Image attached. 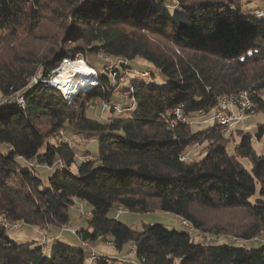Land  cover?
<instances>
[{
	"label": "trees",
	"instance_id": "16d2710c",
	"mask_svg": "<svg viewBox=\"0 0 264 264\" xmlns=\"http://www.w3.org/2000/svg\"><path fill=\"white\" fill-rule=\"evenodd\" d=\"M176 2L0 0V223L50 235L69 225L76 203L92 208L86 228L73 235L78 248L51 254L34 240L14 243L0 224V264H86L80 244L98 242L132 254V264H264V244L253 245L264 241V123L249 134L237 126L225 133L216 121L193 130L198 120L189 121L242 91L264 115L263 15L241 16L242 0ZM103 56L121 61L114 75L99 66ZM135 59L167 84L120 88L130 102L122 106L114 94ZM65 60H83L96 73L95 85L70 102L49 86ZM97 103L111 115L121 107V115L108 122L88 117ZM176 108L186 123L175 119ZM70 132L100 136L97 153L84 151L79 161L60 139ZM195 147L200 157L191 160L187 152ZM50 168L42 181L38 169ZM119 209L173 215L194 231L149 223L136 230L109 216ZM205 212H240L243 219L230 232L221 224L207 229ZM205 233L242 244L206 243ZM118 263L98 257L95 264Z\"/></svg>",
	"mask_w": 264,
	"mask_h": 264
},
{
	"label": "rangeland",
	"instance_id": "374dc122",
	"mask_svg": "<svg viewBox=\"0 0 264 264\" xmlns=\"http://www.w3.org/2000/svg\"><path fill=\"white\" fill-rule=\"evenodd\" d=\"M170 5L175 6L177 4L176 0H166ZM170 8L168 10L170 11ZM258 12H261L264 18V0H242L241 4V16H248V15H255ZM63 38V37H62ZM104 61L100 62V67L102 70H107L109 67H112V70L115 71L116 65L119 64L121 61L119 60H113L106 56L102 57V60ZM83 61V60H82ZM76 61H70L65 60L62 61L59 68L51 72V79L49 81V86H52L54 88H58L59 92L61 94L62 91L59 89L57 85L54 84V80L57 77V75L62 71L63 67L65 65H70L75 63ZM130 67V70L125 72V78L124 81H121L119 83L120 85H117L116 93L114 94L113 101L117 104H123L130 103L128 100L127 94L120 93V88L128 87L132 83L136 81H142L148 85L162 87L167 84V80L160 75L151 65L146 63L143 60L135 59L134 61H131L127 65ZM113 75V74H112ZM111 75V77H113ZM41 77V75H38L35 79L38 80ZM32 81H35L34 79ZM96 82V73L95 78L92 82V87L95 85ZM91 87V88H92ZM89 88V87H85ZM90 88V89H91ZM81 89V88H80ZM80 89H77L78 91ZM76 90V91H77ZM89 90V89H88ZM64 99L68 102L72 100H68V96L66 94L63 95ZM113 103L114 106L117 104ZM98 106L101 108H93L90 113H88V117L95 118L101 122H108L109 119L112 116H119L121 115V107H117V110L114 115L110 114L109 108L107 105L102 103H97ZM118 106V105H117ZM125 110V109H124ZM214 115V111H210L207 114L199 113L195 114L194 116L189 118V121L198 120L196 123H192V129L193 130H204L210 126H212L214 120H209L207 122L200 120L211 118ZM264 123V115L261 113H256L254 115L246 117L245 121L242 125H238L236 128L238 130L244 131L245 133L254 134L256 131L257 124ZM63 135V134H61ZM100 136L93 135V134H84V133H77V132H70L68 135L64 133L63 138L60 139L67 140L71 144V146H74L76 155L78 157V160L80 161L84 151H88L91 155H95L97 153V140ZM236 142L239 141L238 137H235ZM256 149L259 150V145H255ZM199 150L198 147H195L194 149L188 150L189 159H199ZM229 153H232V147L229 146L227 148ZM246 168L250 169L249 164L245 163ZM55 171V168L50 169H38V176L42 181H46L49 176L52 175V173ZM117 210H112L109 214L110 217L117 218L120 222L130 226L133 229L140 230L142 223H149V224H160L164 229L166 230H175L179 232L185 231V228L181 225L180 219L173 215L165 214L162 212H156V213H148V214H132L129 212L122 211L121 214L116 215ZM92 208L87 205L84 202H78L76 203L72 208L69 210V218L70 223L68 226L61 228L60 230H56L57 232H53V234L47 235L48 231L47 228L42 229H28L26 227L21 226L19 229L9 228L7 231V236L16 244L19 243H26L30 242L32 240L36 241L34 246L43 245L46 246V250L48 254H51L56 248L59 247H66L69 249H76L78 248V241L75 240L73 235L76 231L79 229L86 228V222L90 218L87 213H91ZM87 214V215H86ZM202 216L206 219L207 222V229L212 226L213 224H221L224 229H228L227 231L230 232L233 229L239 228L238 226L241 225L243 214L240 212H205L202 213ZM244 223V221H243ZM231 226V227H230ZM47 231V232H46ZM51 232V231H50ZM66 232V233H65ZM208 235H215L210 233H205ZM220 235H223L225 237H234L232 235H225L218 233ZM236 238V237H234ZM264 238V236H263ZM238 239V238H237ZM200 238H196V242L199 241ZM256 243L253 244L255 248L261 247V245L264 244V241H260L259 238H255L254 240ZM260 241V242H258ZM240 244V243H239ZM242 244V243H241ZM238 245V244H235ZM248 245V244H246ZM80 246L84 248L86 255L87 254H94L98 257H104V258H114L118 259L120 263L118 264H132V261L134 260L132 254L130 253H121L117 254L114 249L110 246L109 242L106 243H100L98 242L95 245H88L86 247H83L81 244ZM250 246V245H249ZM248 246V247H249ZM131 251V249H130ZM122 262V263H121ZM136 262V261H135ZM96 261H94L92 264H95ZM137 263V262H136ZM135 263V264H136Z\"/></svg>",
	"mask_w": 264,
	"mask_h": 264
},
{
	"label": "built area",
	"instance_id": "2783aa9c",
	"mask_svg": "<svg viewBox=\"0 0 264 264\" xmlns=\"http://www.w3.org/2000/svg\"><path fill=\"white\" fill-rule=\"evenodd\" d=\"M257 17H262L261 12L256 14ZM110 74L114 75V71L112 67H109L107 70ZM18 103L24 107L22 98L18 99ZM255 114V105L251 101L249 94L247 91H242L236 95L231 96H222L219 99V102L214 110V115L211 118L203 120L204 122L214 120L217 124L221 125L224 128V132H230L235 126L242 125L246 117ZM175 119L179 122L186 123L188 119L182 115V109L176 108L173 112ZM62 134V133H61ZM264 156V153H262ZM122 213L121 209L118 210V214ZM87 215V214H86ZM89 217V216H88ZM5 228H14L19 229L22 225L20 223H14L9 225L7 223H0ZM182 226L186 228L188 231H194L192 226L189 222L183 220ZM204 241L206 243H212L216 245H230L235 246V244L241 243L240 239L234 237H225L220 234L215 235H208L204 234ZM111 245V244H110ZM83 247L88 246L87 244L83 243ZM97 260V256L92 254L86 255V264H92L94 261Z\"/></svg>",
	"mask_w": 264,
	"mask_h": 264
},
{
	"label": "bare ground",
	"instance_id": "6f19581e",
	"mask_svg": "<svg viewBox=\"0 0 264 264\" xmlns=\"http://www.w3.org/2000/svg\"><path fill=\"white\" fill-rule=\"evenodd\" d=\"M94 78L95 71L89 68L84 61L76 60L75 63L63 67L55 78L54 84L71 99L77 89L91 88Z\"/></svg>",
	"mask_w": 264,
	"mask_h": 264
}]
</instances>
